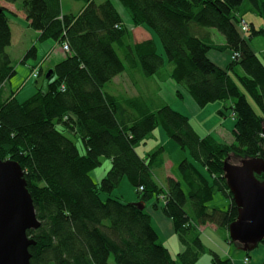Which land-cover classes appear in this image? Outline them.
<instances>
[{"label":"trees","instance_id":"1","mask_svg":"<svg viewBox=\"0 0 264 264\" xmlns=\"http://www.w3.org/2000/svg\"><path fill=\"white\" fill-rule=\"evenodd\" d=\"M3 1L18 5L41 40L69 46L51 78L46 80L40 71L42 84L19 102L4 87L15 66L6 53L12 15L0 6V161L21 168L40 222L37 230L27 231L35 242L28 249L29 264H110V257L114 264H197L205 252L210 264H234L229 256L203 246L199 228L212 225L228 233L236 219L224 161L264 160V51L251 47L264 29L248 22L249 32L240 30L247 14L264 22V0H117L133 27L145 25L159 40L170 80L200 108L220 101V116L234 114L230 144L200 137L188 118L168 105L151 111L142 98L122 99L104 90L126 70L115 46L146 78H163L164 68L153 40L130 41V31L110 1L75 0L83 3L77 14L63 13L61 0ZM210 30L219 32L224 44H217ZM210 51H229L234 59L221 68L209 59ZM29 57H35L34 48L21 63ZM176 95L181 97V92ZM158 126L190 158L178 164L181 182L167 178L164 187L153 179V169L163 162V148L143 158L135 150ZM72 138L80 141L84 154ZM103 158L110 161V169L95 182L89 172ZM123 178L136 191L137 202L103 201L100 194L109 195ZM256 178L264 180V175ZM217 193L230 200L226 210L208 206ZM154 196L157 202L164 197L161 211L180 245L175 258L159 241L146 212ZM225 241L233 244L228 235ZM259 244L264 245V238ZM250 252H245L243 264L249 263Z\"/></svg>","mask_w":264,"mask_h":264},{"label":"crops","instance_id":"2","mask_svg":"<svg viewBox=\"0 0 264 264\" xmlns=\"http://www.w3.org/2000/svg\"><path fill=\"white\" fill-rule=\"evenodd\" d=\"M65 1L66 0H61L62 5H63V3H65ZM93 2H95V0H93ZM115 2H118V1L115 0ZM118 4L119 3H115V4H113V6L115 7L118 14L120 15V17L123 21V24L126 25V27L128 28L127 22H129V24H130L129 29H131L132 25L129 21L128 15H125L126 11L124 9H122L121 5H118ZM0 6L5 8L6 10H8L12 15L10 20H9V26H10V30H11V45L14 43L19 44L23 40H26V42H28V45L25 46L26 50L24 53L26 54V52L31 48L35 49V57H33V59L37 60V61L35 64L29 65L30 68H38L39 72L43 71V66H46L47 67L46 69H52L57 63L61 62L65 58V54L62 53V50H61L60 45L58 43H56L50 39L41 40L39 38L41 33L38 31H34L33 29H31L29 27L28 22L25 20L24 13L19 9L17 4H10V3L4 2L3 0H0ZM67 8L70 9L71 7H67ZM80 10H79V12H80ZM62 12L64 13L63 6H62ZM251 21H249V23L254 24V27H255L256 23L254 21H252V22ZM258 23L261 24L259 21H258ZM258 27H261V26H258ZM147 30H150V29H147ZM147 30L142 28L141 26H138L137 29H135V31L133 33L132 32L130 33V34H133L132 35L133 36L132 42L136 44V43H141V42L147 41V40H153L155 43V47H156L157 41H155V39L153 37V35H154L153 32L151 30H150V32ZM217 44H224V42L223 43H217ZM257 47H258L257 48L258 50L257 51L255 50V52L261 53L262 51H264V48L262 46H257ZM156 51H157V47H156ZM214 52H216V51H214ZM217 53H219V52H217ZM227 53H228V57L227 58L223 57L224 60L220 59L219 57H221V56H219V55H215L214 58H210L209 53H208V57L217 66H219L221 68H225L230 63V59L232 56L229 51H227ZM25 54L23 55L21 61L23 60ZM44 55H45V57H44V60L42 59L43 60L42 64H39L38 66H36L37 62L41 58H43ZM159 55H161V54H159ZM215 57H217V58H215ZM26 62H27V59L24 61L25 66H26ZM134 69H137L138 71H140L139 68H137V67H134ZM16 71H17V69L15 70V74H16ZM128 71L125 70L122 74H124ZM30 72H31V70H30ZM122 74L116 76L115 78H113V80L111 82H109L105 85L104 90L108 94H110L112 96H116L118 98H122V99L142 98V100L146 103L148 108L151 111H154L163 105L170 106V103L164 101L162 98V87L164 85L168 84L169 86L172 87V91L175 94L174 102H177L180 99L185 103V106L187 108L186 113H184V114H182L180 112H178V113H180L183 116L188 118L189 123L191 124V126L195 130V132L200 137H204L203 133L208 132V133H210L209 135L212 136L215 140H217L219 142L227 143L225 141V138H224L225 136L223 134V132H226L224 129V126H221L220 124L218 127L216 126V124L218 122V119L216 117H214L216 120L213 119L212 126L208 130L204 128L203 124L201 122H199L197 118H195L201 114H203V116L201 118H206L207 117L206 115H209L208 113H203L205 110L204 108L207 105L204 106V108L202 107L204 110H202L199 106H197V104L191 98V96H189L186 92H184V90L182 91L179 88V86H177L172 80L169 79V76H168L169 73L168 72L163 74V76H162L163 78H161L159 76H157V77L155 76V77H151V80L144 81L141 83L132 82L130 80L125 81L121 77ZM40 77H42V76H40V73H39L38 78H40ZM170 82H172L173 85H171ZM15 86L16 85L12 81L9 80L6 82L4 87H5V90L9 93H11L12 91L15 92L13 96L18 100V96L22 92V89H21L22 86L20 88L17 87L16 89H15ZM177 88H178V90H177ZM32 89H29V92H32ZM34 89H33V92L35 91ZM156 91H157V95H158L159 100L154 99V94ZM176 91L181 92V97H177ZM151 101H153V102H151ZM155 101H158V103L156 104ZM171 103H173V102H171ZM221 104L223 105V103H221ZM152 107H155V108H152ZM217 111L219 112L220 110H217ZM189 116H191V119L189 118ZM222 123L226 124L225 122H222ZM233 129H234V125H233ZM233 129H232V131H233ZM157 134H158V142H154L152 145L148 146V142H147L148 140H146L141 145H139L135 150H136L137 154L139 155V157L143 158L144 156L147 155L148 152H151L158 147H162L163 151H164L163 152V160H164L163 166L164 167L162 166L163 167V169H162L163 170L162 171L163 177H161V179L164 178V182L155 174V172L153 174V179L155 180V182L158 185L163 186V187L165 186V182H166L167 178H173L175 180L180 179L178 181L181 182V178L179 176L178 170H177L178 175L176 173L174 174V172L172 173L174 165L172 162H170L169 159H167L168 156L166 157V154H165V147L164 146L167 143L169 144V142H167V141L165 143L162 142V140H161L163 138L162 135L160 133H157ZM230 143H228V144H230ZM139 147L141 150V154H139L137 151V149ZM185 154L186 153L184 150L180 151V154H179L180 158H178V159H182L183 157H185ZM184 159H189V155H188V158H184ZM166 167H167V169L169 168L168 171H165ZM94 173H95V171H94ZM95 174L99 175L97 179H95V178H93V176H91L95 182L99 181V179L102 178L104 175L102 172L95 173ZM121 182H122V180H121ZM119 186H120V184H119ZM119 186L117 189H119ZM182 188L185 192H187V188L184 184H182ZM100 198H101V196H100ZM115 198H118V197L115 196ZM129 199L132 202H137V195H136V197L131 195V197H129ZM153 199H154V197L148 203H146V205H145L146 212L150 216L151 225H152L154 231L156 232L159 241L169 251L170 255L173 258H175V256L180 251V245L178 243L176 235L174 234V231L172 228V223L161 211V206L163 204L162 201L158 200V202H157V199L155 198L154 202H153ZM102 200H104V199H102ZM206 228H211V230H213V231L217 230L212 225L204 226L202 229L204 230ZM227 235H228V233L226 231H224V240H225V238H227ZM229 254H230L229 249L227 252L226 251L224 252V255L229 256ZM234 255L236 258H238L237 253H235ZM230 258L234 264H243L241 260L236 261L232 257H230Z\"/></svg>","mask_w":264,"mask_h":264},{"label":"rangeland","instance_id":"3","mask_svg":"<svg viewBox=\"0 0 264 264\" xmlns=\"http://www.w3.org/2000/svg\"><path fill=\"white\" fill-rule=\"evenodd\" d=\"M105 1H107V0H95V4H101V3L105 2ZM108 1H110L112 4L118 3V2H115V0H108ZM118 5H120V4H118ZM62 6H63V11L64 12H71L73 14H77L79 12V10L82 8L83 3L82 2H78V1H74V0H66L65 3H63ZM67 7H71V8L69 9ZM125 15H127V13H125ZM244 18H245L244 20L247 21V22H249L251 20L254 21L256 23V25H255L256 29H260V28L264 29V22H263L262 19L254 16V15H251V14L245 15ZM258 21L261 24H259ZM127 26H128V30L130 31V33L131 32L133 33L135 31V29H137L136 26H134V27L132 26L131 29H129V27H130L129 22H127ZM258 26H261V27H258ZM141 27L146 29V30L149 29L145 25H143ZM147 31L150 32V30H147ZM210 31L212 33V38H213V40L215 42H217V43H223L224 42V37L219 32H217L216 30H210ZM132 35L133 34H130V41L131 40L133 41V36ZM153 37H154L155 41H157V46H156L157 47V52H158V54H161V56H162V58L164 60V68L162 69L163 70L162 73L163 74L167 73V72L170 71V66L167 63L166 55H165V53L163 51V48H162L159 40L156 38V36L153 35ZM26 45H28V42H26V40H23L19 44H15V43L12 44V45L10 44V46L7 47V49H6V53L10 56V58H11V60L13 62V65L15 66V70L17 69L16 74L10 79V81H12L16 85L15 89L17 87L20 88L22 86V88H21L22 92L18 96L19 102H23L26 99H28L35 92V91L33 92V89L36 88V86H39V85L42 84V79H43V77H40L38 79L36 78V80H35L34 78L32 79L30 77V67H29V65L35 64L36 61H37V60H34L33 57H29L27 59L26 66H25V64L21 63V59H22L23 55L25 54L24 52L26 50L25 49ZM257 46H262L264 48V36H256V37H254L251 40V47H253L254 50H256V51L258 50ZM115 48L117 49V53H118L119 57L121 58V60L123 61L124 65H125L126 71L129 70L128 72L122 74L121 77H122L123 80H125V81L130 80V81L136 82V83H141V82H144V81L151 80V78L144 77L142 75V73L140 71H138L137 69H134V67L132 68L131 66H129L128 62L124 59L122 51L119 50L117 46H115ZM215 55L221 56L219 58L222 59V60H224L223 57H225V58L228 57V53L227 52H223V53H217V52H214V51H210L209 52L210 58H214ZM258 55H259V57H261L260 54H258ZM44 57H45V55L43 56V58H41L37 62L36 66H38L39 64H42V62L44 60ZM215 58H217V57H215ZM46 68H47L46 66H43L44 74L49 70V69H46ZM36 81H37V83H36ZM170 83H171V85H173L172 82H170ZM179 88L183 91L182 87H179ZM239 88L241 89V91H243L240 86H239ZM29 89H32V92H29ZM177 90H178V88H177ZM174 96H175V94L173 93L171 86L166 84V85H164L162 87V98H163V100L166 101V102H169L170 103V107L174 111L180 112L182 114L186 113L187 108L185 106V103L182 100H180V99L177 102H174ZM154 99L155 100H159L158 95H157V91L154 94ZM247 99H248V102L253 107V109L257 113H259V109L254 104V102L248 96H247ZM151 102H153V101H151ZM171 102H173V103H171ZM155 103L157 104L158 101H155ZM221 103L222 102H220V101L209 103L205 108L203 107L205 110L203 108H201L202 110H204L203 113H208L209 115H206L207 116L206 118H201L203 116V114H201V115H199V116H197L195 118H197L198 121L203 124L204 128L208 130L212 126L213 119H215L214 117H216L218 119V122H217L216 126L218 127L219 124L221 126H224V129L226 131V132H223V134L225 136L224 137L225 141L227 143H230L233 140L232 129H233V125H234V119H232L230 117V115L228 113L230 111L226 112L227 113L226 117L220 116L217 113L218 112L217 110H221L223 108V105ZM152 108H155V107H152ZM224 113H225V111H224ZM189 118L191 119V116H189ZM222 122H225L226 124H224ZM157 133H160L162 135V137H163L161 139L162 142H164V143L166 141L169 142V144L167 143L164 146L165 147V154H166V157L168 156L167 159H169L170 162H172L173 165H174L172 173L174 172V174L176 173L178 175V173H177L178 164H179V162L182 159L188 158V154L185 151V153H186L185 157H183L182 159H178V158H180L179 154H180V151H182V149L179 148L178 145H176L172 140H170L167 137L164 129L161 126H158L153 131L151 138L148 139V141H147L148 142V146L152 145L154 142H158V134ZM209 134L210 133H208V132H206V133L204 132L203 136H205V135L207 136ZM72 139L75 142V144L77 145L79 153L80 154H84V149L82 148V145H81L80 141H78L76 138H72ZM137 151H138L139 154H141L140 147L137 149ZM233 162H235V160H233ZM163 163H164V160H163L161 166H157V167H155L153 169L155 174L160 179H161V177H163L162 176V173H163L162 169L164 167ZM109 169H110V161L108 159H106V158H103L102 161H101V165L98 166L96 169L91 170L89 172V174L91 176H93V178L97 179L99 175L95 174V173L102 172L104 174L103 175V177H104ZM168 170H169V168L167 169V167H166L165 171H168ZM94 171H95V173H94ZM102 178H100L99 181H97V182H100V180ZM161 180L164 182V178L161 179ZM178 180H180V179H178ZM131 195L136 197L137 194H136V191L134 190V188L131 186V184L128 182V180L126 178H123L122 182H120L119 189H117V188L114 189L109 195L105 194V193H101L100 194L101 198L104 199L103 201H105L108 197L115 198V196H116V197L120 198V200L123 203H135V202L130 201L129 197H131ZM154 199H155V196H154ZM154 199H153V202H154ZM229 203H230L229 199L224 197L221 193H217V194H215L213 196V198H212L211 202L208 204V206L226 210L228 208V206H229ZM201 239H202L203 246L206 249H210V250L216 252L217 254L221 255L222 257H226V255H224V252L225 251L227 252L228 249L230 251V254H229L228 258L232 257L236 261L237 260L243 261V258L245 257V252H243L241 250H238L234 243L233 244H228V242H226L224 240V231L223 230H215V231H213V230H211V228H206V229L203 230V233H201ZM235 253H237V255H238L237 257L238 258L235 257V255H234ZM263 259H264V245L259 244L257 246V248H255L254 250H252L249 253V263H246V264H261ZM109 263L110 264H114V261H113L112 257H110ZM197 264H210V255L207 252H205L203 254L201 253L200 256H199V261L197 262Z\"/></svg>","mask_w":264,"mask_h":264},{"label":"water","instance_id":"4","mask_svg":"<svg viewBox=\"0 0 264 264\" xmlns=\"http://www.w3.org/2000/svg\"><path fill=\"white\" fill-rule=\"evenodd\" d=\"M52 74L49 69L44 78L48 80ZM229 160L224 161L223 171L237 216L228 227V236L239 250L249 252L264 238V180L256 178L264 175V160ZM39 227L21 168L16 162L0 161V264H29L28 249L35 242L28 238L27 231Z\"/></svg>","mask_w":264,"mask_h":264},{"label":"built area","instance_id":"5","mask_svg":"<svg viewBox=\"0 0 264 264\" xmlns=\"http://www.w3.org/2000/svg\"><path fill=\"white\" fill-rule=\"evenodd\" d=\"M240 30L243 34H246L247 32H249V24L247 21L245 20H241L240 21ZM61 50H62V53L63 54H66L67 52H69V46L67 44V42H64L61 46H60ZM231 59L233 60L234 59V55L231 56ZM31 72H30V76L34 79H36L39 75V70L38 68H30ZM230 117L233 118L234 117V114L232 112L229 113ZM140 191L142 190V188L139 189ZM162 201V203H164V197H162L160 199ZM199 231L200 233H203V229L202 228H199ZM245 261H247L245 259Z\"/></svg>","mask_w":264,"mask_h":264}]
</instances>
